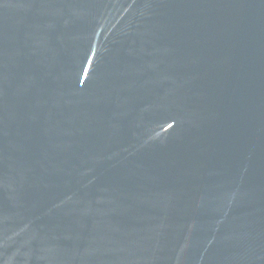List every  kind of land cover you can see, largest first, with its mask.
Masks as SVG:
<instances>
[{"label": "water", "instance_id": "95a60500", "mask_svg": "<svg viewBox=\"0 0 264 264\" xmlns=\"http://www.w3.org/2000/svg\"><path fill=\"white\" fill-rule=\"evenodd\" d=\"M0 264H264V0H0Z\"/></svg>", "mask_w": 264, "mask_h": 264}]
</instances>
